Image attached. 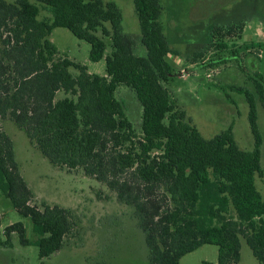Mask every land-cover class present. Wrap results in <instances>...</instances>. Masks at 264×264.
Returning a JSON list of instances; mask_svg holds the SVG:
<instances>
[{
    "label": "trees",
    "instance_id": "1",
    "mask_svg": "<svg viewBox=\"0 0 264 264\" xmlns=\"http://www.w3.org/2000/svg\"><path fill=\"white\" fill-rule=\"evenodd\" d=\"M145 54L122 28V12L104 0H0V119L11 120L55 167L81 169L115 191L133 209L148 249V264H179L203 244L217 246V264H238L241 239L264 264V197L255 183L263 175V136L258 103L264 110V75L253 89H239L247 104L252 148L239 147L233 127L204 137L164 85L173 75L172 49L160 20L161 0H132ZM42 4L50 13L40 18ZM243 23L215 26L214 45L240 33ZM64 27L90 44L89 59L100 60L103 76L58 55L49 35ZM239 34V35H240ZM211 44V43H210ZM198 51L192 59L202 57ZM78 70L73 75L69 68ZM130 88L141 106L137 130L118 86ZM58 92L63 96L56 98ZM0 193L31 222L3 230L10 246L38 247L40 258L63 247L75 220L57 204L31 205L10 136L0 129ZM200 264H212L202 261Z\"/></svg>",
    "mask_w": 264,
    "mask_h": 264
},
{
    "label": "rangeland",
    "instance_id": "2",
    "mask_svg": "<svg viewBox=\"0 0 264 264\" xmlns=\"http://www.w3.org/2000/svg\"><path fill=\"white\" fill-rule=\"evenodd\" d=\"M12 2L13 0H5ZM113 1L122 12L123 31L134 40V49L145 54L140 43V30L132 0ZM164 33L177 54L168 56L173 62V75L164 85L176 104L182 107L201 134L210 138L231 125L240 148H252L253 138L247 122V104L239 89H253V77L264 75V0H161ZM40 18L50 13L42 4ZM243 23L241 34L222 37L226 47L214 45L215 26ZM240 34V35H239ZM58 55L85 65L87 71L100 76L105 72L107 46L98 61L89 59L90 44L75 37L64 27H55L49 35ZM211 43V44H210ZM203 56L192 59L195 52ZM185 70V74L180 72ZM76 75L78 70L70 67ZM58 92L56 98L62 97ZM116 95L122 99L126 113L135 128L140 125L141 106L134 92L120 85ZM258 124L263 136L261 166L263 175L255 183L264 197V110L258 103ZM0 129L13 141L20 172L33 193L31 205L57 204L68 208L75 220L73 230L65 237L63 247L49 257L40 258L38 247L22 245L17 234L11 245L5 241L6 226L22 222L27 238L32 239L31 222L18 213L9 198L0 193V264H148V249L133 209L120 202L115 191L81 169L70 172L53 166L29 141L26 134L11 120L0 119ZM217 246L203 244L184 254L179 264H217ZM238 264H260L251 249L241 239Z\"/></svg>",
    "mask_w": 264,
    "mask_h": 264
},
{
    "label": "built area",
    "instance_id": "3",
    "mask_svg": "<svg viewBox=\"0 0 264 264\" xmlns=\"http://www.w3.org/2000/svg\"><path fill=\"white\" fill-rule=\"evenodd\" d=\"M180 72L182 73V75H184V74H185V70H182V69H181V71H180Z\"/></svg>",
    "mask_w": 264,
    "mask_h": 264
}]
</instances>
